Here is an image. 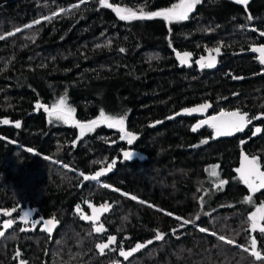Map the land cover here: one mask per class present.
<instances>
[{
  "label": "trees",
  "instance_id": "16d2710c",
  "mask_svg": "<svg viewBox=\"0 0 264 264\" xmlns=\"http://www.w3.org/2000/svg\"><path fill=\"white\" fill-rule=\"evenodd\" d=\"M109 2L158 11L179 0ZM37 19L41 24L24 27ZM262 31L264 0H249L247 11L234 0H201L188 20L172 24L121 21L99 0H0V121H10L0 122V214L11 213L0 216V264H264L243 251L254 235L264 255V235L247 230L264 192L242 203L249 193L235 174L242 152L257 157L264 170V118L213 139L205 128L191 130L196 116L176 115L208 103V116L240 111L264 117V65L250 51L264 46ZM217 47L215 67H197L195 60ZM185 52L191 60L181 65L176 53ZM64 95L78 121L87 123L101 110L124 116L136 139L126 145L105 125L77 139L79 129L49 123L43 109H35L37 102L50 107ZM256 127L262 131L253 136ZM123 149L144 160L121 161ZM113 160L99 181L83 180L81 173L94 175ZM214 164L219 179L228 181L222 189L206 173ZM89 203L110 205L97 221L104 232H94L92 222L75 212L79 205L89 215ZM24 209L35 219L55 218L51 237L22 226ZM173 216L195 223L182 225ZM9 220L10 227L2 225ZM157 230L163 240H155ZM110 235L117 238L115 250L101 255L95 245ZM137 243L146 247L123 261L120 247L130 251Z\"/></svg>",
  "mask_w": 264,
  "mask_h": 264
},
{
  "label": "snow or ice",
  "instance_id": "6c2138e0",
  "mask_svg": "<svg viewBox=\"0 0 264 264\" xmlns=\"http://www.w3.org/2000/svg\"><path fill=\"white\" fill-rule=\"evenodd\" d=\"M87 0H80V3H86ZM201 3V0H179L178 3L172 4L171 7L158 10V11H145L144 8H140L139 10H133L132 8L127 7H120L117 5H113L109 2V0H99V6L101 8H108L111 9L117 18L121 21L131 22L135 20H152V19H162L167 24L178 23L181 21H186L189 19L190 14L194 11L196 6ZM234 3L244 6L245 11H247V6L249 4V0H234ZM73 7L78 8L79 5H74ZM61 12L65 11L64 9L60 10ZM56 13L55 15H58ZM52 17L45 16L43 20H51ZM249 21L253 19L251 15L247 17ZM41 20L37 19L33 21L32 24L25 25V28H32L34 25L41 24ZM21 31V29L17 28L16 32ZM252 31H256V29H252ZM14 33H9L8 35H13ZM260 36H264V31L259 33ZM4 36H0V39H4ZM124 51V49H121ZM208 52L207 57H201L196 63L199 65L201 69L204 68H213L216 65V57L220 55L221 49L219 47L213 49H206ZM251 51L259 53V63L264 65V46L259 48H252ZM215 53V55H213ZM177 60L181 65H188L189 61L191 60V53L185 52L183 54L176 53ZM233 79H237V77H233ZM211 105L208 103H203L195 108H185L183 109V113H176V115L187 114L191 115L193 113H200L203 114L210 108ZM36 110L43 109V111L47 114L49 123L53 122H60L71 127H75L79 129V137L77 139L82 138L87 133L94 131L100 125H105L109 128H115L120 132V139L125 140L127 139L128 144H132V142L136 139V137L126 131L125 129V117L124 116H110L107 115L103 110L100 111L99 115L87 122L82 123L75 118V109L68 105L67 96H61L54 104L50 107L40 102H37L35 105ZM174 117H168V119H173ZM264 117L256 116L249 118L247 113H241L240 111H221L216 116H211L210 118L204 119L199 121L196 125L192 127V131L195 132L198 128L207 125L209 128L213 130V139L216 137L222 136H232L238 132H243L249 124L252 123L253 119L260 120ZM4 124L10 123L7 119L0 121ZM157 123H160L159 121ZM20 122H15V127L19 128ZM262 129L260 127H256L255 130L252 132L253 136L261 133ZM207 140L201 141L202 144L207 143ZM28 151H32L28 149ZM133 156L131 152H124L123 157L124 160H130ZM45 159H48L45 157ZM116 164V161L113 160L111 163L107 165V167L101 168L100 171H97L94 175L88 176L81 173L84 181H99L102 176L106 173L111 172L113 166ZM219 165L211 166V170L209 172L210 176L219 178V172L217 169ZM235 172L238 175V179L241 183H243L248 189V195L244 196L242 203L251 204L253 202V197L255 194L259 193L262 189H264V170H261V163L257 157H249L248 155L241 153V160H240V167L235 169ZM228 181L224 179H219V183L217 185L218 189H222ZM102 187L109 188L108 184H102ZM112 191H119L118 189L112 188ZM121 195L128 196V198L132 200H137V197L127 194V193H120ZM203 199V198H201ZM140 203H145L144 201H138ZM149 207H153L152 205H148ZM88 207L92 210V215H84L79 205L77 206V213L80 215V219L85 221H91L93 225V231L96 233H101L105 231L104 225L99 224L97 226V221L100 219V215L103 212L109 210L110 205L103 204L99 208L94 207L91 203L88 204ZM159 211V209H158ZM11 213H5V215H10ZM165 215L172 216V213L165 212ZM173 218L177 220H182V225H188L190 223H195V221L183 219L181 217L173 216ZM197 219H199V215H197ZM21 220L24 224H31L33 227H36L38 224L42 223L43 228L42 231H46L51 234L52 230L55 228L57 221L55 218L45 219L43 221L31 220L29 213H24L21 217ZM248 221V231L250 233L259 232L264 235V202L260 203L258 207L255 208L251 214L247 217ZM13 221L9 220L6 222L5 227H10ZM26 229L22 228L21 231H25ZM173 231H176L175 229ZM200 232H207V229L201 227L199 228ZM5 233L0 231V236H3ZM214 234V233H212ZM164 234L160 231H156L155 233V240H163ZM219 240L223 241L226 244H234L233 240L226 239L224 236H219ZM117 242V238L114 235H110L107 237V242L97 243L95 245L96 249L101 255L105 254V251H114L115 249L112 248V245H115ZM153 241H147V244H151ZM146 247L145 244L137 243L135 247H133L130 251H125L123 247L119 249V255L127 260L133 253L139 251L141 248ZM243 251L248 253L251 257H253L256 261L264 262V255H262L261 251L258 249L257 246V237L252 235L250 236L249 246L244 247ZM17 258H19L20 253L17 251L16 253ZM21 264H27L26 261H21Z\"/></svg>",
  "mask_w": 264,
  "mask_h": 264
},
{
  "label": "rangeland",
  "instance_id": "374dc122",
  "mask_svg": "<svg viewBox=\"0 0 264 264\" xmlns=\"http://www.w3.org/2000/svg\"><path fill=\"white\" fill-rule=\"evenodd\" d=\"M259 47H262V46H255V48H259ZM252 48H254V47H251L250 48V51H251V49ZM252 53H254L255 54V56H256V58H257V60L259 61V53H257V52H253V51H251ZM197 106H199V105H196V106H192V107H189V108H195V107H197ZM179 113H183V110L182 111H180ZM181 115H184V116H191V115H194V116H196L197 117V120H196V122H195V124L194 125H196L199 121H201V120H204V119H207V118H210L211 116L209 115H207L206 114V111L203 113V114H200V113H193V114H191V115H187V114H181ZM218 115V114H217ZM214 116H216V115H214ZM46 121H48L49 122V120H48V116H46ZM193 125V126H194ZM192 126V127H193ZM201 128H205L208 132H209V134H210V136L211 137H213V130L211 129V128H209L207 125H204L203 127H200V128H198V130L199 129H201ZM115 129V128H114ZM117 130V129H116ZM118 131V130H117ZM118 133H119V137H120V132L118 131ZM122 141H125V144L126 145H129L128 144V142H127V139H125V140H122ZM215 165V164H214ZM211 166H213V165H211ZM211 166H209V167H207V169H206V173H207V176H209V180H210V182L213 184V183H216L218 180H219V178H217V177H212V176H210V174H209V172H210V170H211ZM218 171V170H217ZM209 174V175H208ZM259 206V205H258ZM258 206H256V207H258ZM255 207V208H256ZM255 208H254V211H255ZM252 213V212H251ZM3 214L5 215V213L3 212V213H1L0 214V216H3ZM92 215V211H91V213H89V215L88 216H91ZM18 264H21V261H18Z\"/></svg>",
  "mask_w": 264,
  "mask_h": 264
},
{
  "label": "water",
  "instance_id": "95a60500",
  "mask_svg": "<svg viewBox=\"0 0 264 264\" xmlns=\"http://www.w3.org/2000/svg\"><path fill=\"white\" fill-rule=\"evenodd\" d=\"M208 56V53L206 54V55H204V56H202V57H207ZM201 57H199L198 59H196L195 60V64L197 65V67H199V65L196 63V61L197 60H199ZM200 68V67H199ZM124 152H131V153H133V158H137L138 160H140V161H143L144 160V156L143 155H141V154H139L138 152H136V151H133V150H131V149H123V150H121V152H120V158H121V161H124V162H127V161H129V160H124V157H123V153ZM241 160V159H240ZM240 160H239V162H238V164H237V166H236V168H238V167H240ZM235 168V169H236ZM235 174L237 175V173L235 172ZM238 176V175H237ZM260 192H264V189H262ZM87 206H88V204H86ZM26 212V210H24L22 213H21V215L23 214V213H25ZM75 212H77L76 210H75ZM37 221H43V220H41V219H37ZM48 235H50V237H51V234H49L48 232H46ZM120 256V255H119ZM123 261H125V259L123 258Z\"/></svg>",
  "mask_w": 264,
  "mask_h": 264
},
{
  "label": "flooded vegetation",
  "instance_id": "af4514ba",
  "mask_svg": "<svg viewBox=\"0 0 264 264\" xmlns=\"http://www.w3.org/2000/svg\"><path fill=\"white\" fill-rule=\"evenodd\" d=\"M24 210H26V209H24ZM24 210H23V211H24ZM23 211H22V212H23ZM22 212H21V213H22ZM26 212L30 214V219H31V220H37V218L35 219V218H34V215H32L30 212H28L27 210H26ZM26 212H25V213H26ZM21 213H20V217H19L20 219H21V217L24 215V213H23L22 215H21ZM20 223L22 224V226H24V225H30V226H32L31 224H24V223L22 222V220L20 221ZM5 224H6V223H3L2 225H5ZM32 227H33V226H32ZM33 228H35V229L40 228V229H41V228H43V224L40 223V224H38L36 227H33ZM45 232H46V231H45ZM49 236H50V235H49Z\"/></svg>",
  "mask_w": 264,
  "mask_h": 264
}]
</instances>
